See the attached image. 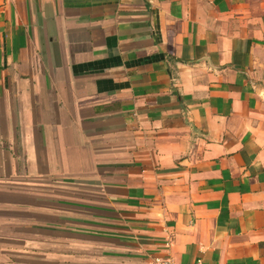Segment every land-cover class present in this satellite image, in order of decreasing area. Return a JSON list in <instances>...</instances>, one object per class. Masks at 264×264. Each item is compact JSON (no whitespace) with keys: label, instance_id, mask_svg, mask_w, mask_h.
I'll list each match as a JSON object with an SVG mask.
<instances>
[{"label":"crops","instance_id":"obj_1","mask_svg":"<svg viewBox=\"0 0 264 264\" xmlns=\"http://www.w3.org/2000/svg\"><path fill=\"white\" fill-rule=\"evenodd\" d=\"M264 264V0H0V264Z\"/></svg>","mask_w":264,"mask_h":264},{"label":"built area","instance_id":"obj_2","mask_svg":"<svg viewBox=\"0 0 264 264\" xmlns=\"http://www.w3.org/2000/svg\"><path fill=\"white\" fill-rule=\"evenodd\" d=\"M168 241H165L161 253H157L150 258V264H177L169 253ZM193 264H201V260H196Z\"/></svg>","mask_w":264,"mask_h":264}]
</instances>
